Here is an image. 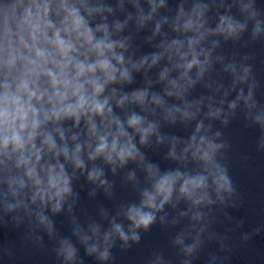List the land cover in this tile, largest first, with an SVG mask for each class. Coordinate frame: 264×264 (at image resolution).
Wrapping results in <instances>:
<instances>
[{"label":"clouds","instance_id":"1","mask_svg":"<svg viewBox=\"0 0 264 264\" xmlns=\"http://www.w3.org/2000/svg\"><path fill=\"white\" fill-rule=\"evenodd\" d=\"M234 122L264 156V0H0V227L51 264H110L153 226L167 245L141 264H193L213 242L206 264H224L211 226L246 202Z\"/></svg>","mask_w":264,"mask_h":264},{"label":"water","instance_id":"2","mask_svg":"<svg viewBox=\"0 0 264 264\" xmlns=\"http://www.w3.org/2000/svg\"><path fill=\"white\" fill-rule=\"evenodd\" d=\"M259 65L257 64V71ZM233 142L232 152V173L241 190L246 195L244 207L240 209H227L231 220H226L224 215L218 214L215 223L211 226V231L229 237L230 248L227 252L219 255L227 256L224 264H264V219L258 213V208L264 199V156L256 154L252 147L254 133L244 131L239 124L233 123L226 130ZM248 152L250 159L246 164L239 161L238 154ZM157 158V157H154ZM82 183V182H81ZM76 190L80 195V202L88 205L90 210L97 205L111 208V202L105 200L102 194H98L95 201H89L87 197V186L81 190L77 184ZM120 198H128L129 193L122 192L117 188ZM56 226L64 234H67V222L63 216L56 217ZM242 221L240 227H236L237 222ZM261 231L249 241H243L241 237L251 233L255 228ZM168 234L162 232L158 226H153L150 232L142 234L139 245H133L127 252L120 250L117 245L112 250L113 260L110 264H141L143 258L156 246L165 247L167 245ZM22 232L13 230L11 227H0V264H51V256L46 250H38L32 247L21 246ZM47 249L52 247V243L45 237ZM218 252V245L213 242L206 246L193 264H206L207 252ZM10 253L7 255L5 253ZM83 264H90L89 258L83 257Z\"/></svg>","mask_w":264,"mask_h":264}]
</instances>
